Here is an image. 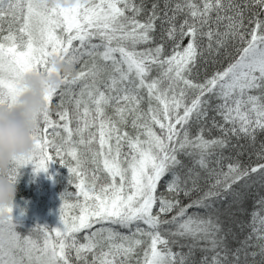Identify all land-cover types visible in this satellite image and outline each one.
Returning a JSON list of instances; mask_svg holds the SVG:
<instances>
[{
  "label": "snow or ice",
  "instance_id": "6c2138e0",
  "mask_svg": "<svg viewBox=\"0 0 264 264\" xmlns=\"http://www.w3.org/2000/svg\"><path fill=\"white\" fill-rule=\"evenodd\" d=\"M5 17L22 23L0 41V106L16 104L25 74H51L53 57L75 73L45 90L32 150L14 158L9 179L58 162L75 191L61 194L57 226L27 234L12 207L0 209V264H196L197 250L199 264H264V218L233 250L218 207L242 208L241 181L264 188V163L239 159L240 141L255 148L264 133V0H0ZM230 44L240 47L227 67L193 79ZM255 155L264 160V141ZM255 203L264 208V196Z\"/></svg>",
  "mask_w": 264,
  "mask_h": 264
},
{
  "label": "trees",
  "instance_id": "16d2710c",
  "mask_svg": "<svg viewBox=\"0 0 264 264\" xmlns=\"http://www.w3.org/2000/svg\"><path fill=\"white\" fill-rule=\"evenodd\" d=\"M137 3L140 2V0H136ZM145 2L150 6V4L153 2V0H145ZM161 5L163 4V0H160ZM141 20L144 19L143 16L140 17ZM182 19V17H181ZM22 22H16L11 19V17H5L4 19H0V41H2L4 36H7L9 32L14 33L17 37L20 35L18 32L19 27L21 26ZM157 35L159 33L157 32ZM187 40H184V45L187 44ZM240 47V45H229L228 52L231 54L229 57L225 58L223 55L219 58V62L217 63H208L205 65L203 61L199 62V68H198V76L194 75L193 79L198 80L199 82H203L206 76H211L215 71L217 70H223L224 67H227L229 61L237 55L235 48ZM76 70H80V64L75 65ZM75 73H73L74 75ZM153 76L156 75L155 72L152 73ZM71 78V76L69 77ZM79 89L77 88L76 91ZM55 103H58V97L54 100L53 102V109H55ZM67 107L69 110H72L73 105L68 104ZM143 107L146 109L147 108V103L143 105ZM109 114L112 113V109H108ZM53 119H58L55 115H53ZM219 120V117H217ZM72 127H75V124L72 125ZM95 130V129H93ZM131 131V128L128 129ZM157 131H159L157 129ZM193 133H195V128H193ZM218 133L213 132V135H217ZM261 141H264V133L258 134L257 136V141H256V147L255 148H250L247 145L246 141H240L241 144L245 145L244 152L245 154L241 157H239L241 163L245 166H255L257 163H264V160H258L255 152L259 149V144ZM235 143V141H233ZM98 147V145H96ZM127 151V149H125ZM249 153H251V156L249 157ZM233 156L235 157V151H226L225 156ZM230 161L229 160H224L223 161V168L225 171H227V165ZM58 163V162H57ZM187 163V161H186ZM59 165V163H58ZM60 166V165H59ZM64 170V175L59 178V183L63 181V187L61 188L60 185H56L54 188L55 196H57L60 199L61 194L67 189L68 192H73L75 191L73 186L68 185L67 183V170L60 166ZM91 167V166H90ZM20 175L17 178L16 181V187H17V192H16V197L19 198H32L34 197V193L32 191L37 190L39 188L37 178L39 177L38 174H35L32 171L31 166H27L23 169L20 170ZM102 180L101 183L103 182V173H100ZM203 175V174H202ZM258 180L257 175H253L250 180L247 181L248 184H252V181ZM202 187L206 190L207 184L204 183V181H201ZM245 181L239 182L237 185H235V188L242 192L244 194L243 197V204L242 208H238L236 206H233V208L229 209L227 208L226 205H219L220 207V220L223 226V229L225 232L229 233L228 234V245L230 249H236L240 247V242L243 241L253 230V226L256 228H261L262 225L260 224V218H264V208L259 207L255 202L258 200L259 196H264V188H261L259 184L253 185L250 189L245 188ZM160 191H164L163 188H160ZM197 194H193V198H195ZM181 200L183 203L187 204L189 202L188 199H185L181 197ZM61 201V199H60ZM70 202V201H69ZM197 211L196 209H189V213L191 214L192 212ZM257 212L259 213V216L256 218L255 223L253 224V217L252 213ZM203 215V213H201ZM101 225L100 224H94L92 229H85L82 230L81 233H78V237L80 238L81 243L85 242L83 239V236L86 233H90L91 231H95L97 228H99ZM105 226H108L105 224ZM142 227H146L143 226ZM167 227V226H165ZM124 234H128L127 229H118ZM174 230V229H173ZM17 231L20 232L21 234H27L29 231L28 229L21 230L20 227H17ZM181 243H188L186 240H182ZM252 243H256L255 238L253 237ZM144 247H147V245L142 246L141 248L137 249L138 255L142 258L143 257V251ZM160 247V246H158ZM254 249L249 248V251H253ZM258 250V249H255ZM173 251L178 252V251H184L188 252V248L185 247L183 249L179 248L178 246H173ZM205 255V253H202L201 251L197 250L194 253V256L192 259L196 262V264H199V261L201 257ZM207 255L211 256V253H207ZM231 259V256L229 257ZM257 262L259 261V257L256 258ZM241 261L243 262V253L241 254ZM133 264H135V258H133ZM249 264H251V257H249Z\"/></svg>",
  "mask_w": 264,
  "mask_h": 264
},
{
  "label": "clouds",
  "instance_id": "9594fccd",
  "mask_svg": "<svg viewBox=\"0 0 264 264\" xmlns=\"http://www.w3.org/2000/svg\"><path fill=\"white\" fill-rule=\"evenodd\" d=\"M76 0H48L49 4L72 6ZM51 74H25L24 91L12 108L0 106V209L14 207L17 187L9 179L14 158L31 152L32 133L38 126L39 114L44 110L43 96L46 89L61 87L60 76L72 75L74 67L51 58ZM59 74V75H58Z\"/></svg>",
  "mask_w": 264,
  "mask_h": 264
},
{
  "label": "rangeland",
  "instance_id": "374dc122",
  "mask_svg": "<svg viewBox=\"0 0 264 264\" xmlns=\"http://www.w3.org/2000/svg\"><path fill=\"white\" fill-rule=\"evenodd\" d=\"M35 174L39 175L37 178L39 188L32 191L34 197L23 199L15 197L13 218L14 221L18 220L17 227L21 230H29L37 224L49 227H55L58 224V209L61 201L55 196L54 188L56 185L64 188L63 181L59 183L60 179L57 178L64 175V170L58 163H50L46 172Z\"/></svg>",
  "mask_w": 264,
  "mask_h": 264
}]
</instances>
